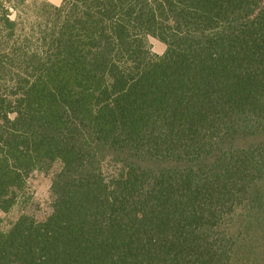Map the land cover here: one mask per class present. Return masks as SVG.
Returning a JSON list of instances; mask_svg holds the SVG:
<instances>
[{"label": "trees", "instance_id": "1", "mask_svg": "<svg viewBox=\"0 0 264 264\" xmlns=\"http://www.w3.org/2000/svg\"><path fill=\"white\" fill-rule=\"evenodd\" d=\"M47 1L0 0V213L56 168L45 224L0 215V264H237L230 223L264 210V0Z\"/></svg>", "mask_w": 264, "mask_h": 264}, {"label": "rangeland", "instance_id": "2", "mask_svg": "<svg viewBox=\"0 0 264 264\" xmlns=\"http://www.w3.org/2000/svg\"><path fill=\"white\" fill-rule=\"evenodd\" d=\"M47 2L61 6L63 0ZM261 7L264 8V1ZM148 42L154 54L164 55L167 50L164 43L151 36L148 37ZM55 169L49 172H34L28 177L25 190L19 195L18 204L8 213H0L4 229H9L23 214L33 218L36 226L45 224L49 220L52 213L51 188ZM252 216V213L245 212L230 223V232L235 233L236 237L239 236L237 264H264V210L261 211L258 219L254 218L251 221Z\"/></svg>", "mask_w": 264, "mask_h": 264}]
</instances>
